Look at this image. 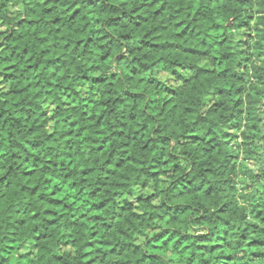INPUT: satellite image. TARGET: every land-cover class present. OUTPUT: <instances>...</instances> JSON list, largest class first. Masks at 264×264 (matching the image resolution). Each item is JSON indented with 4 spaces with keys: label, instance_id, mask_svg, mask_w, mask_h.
<instances>
[{
    "label": "trees",
    "instance_id": "1",
    "mask_svg": "<svg viewBox=\"0 0 264 264\" xmlns=\"http://www.w3.org/2000/svg\"><path fill=\"white\" fill-rule=\"evenodd\" d=\"M261 139L264 0H0V264H264Z\"/></svg>",
    "mask_w": 264,
    "mask_h": 264
},
{
    "label": "rangeland",
    "instance_id": "2",
    "mask_svg": "<svg viewBox=\"0 0 264 264\" xmlns=\"http://www.w3.org/2000/svg\"><path fill=\"white\" fill-rule=\"evenodd\" d=\"M13 10H16V9L13 8ZM246 33L247 32H243L242 31L239 35H240V37L242 39H245L246 38ZM240 46H242V45H240ZM262 58H263V56H262ZM243 65L244 64L242 63V66ZM179 71H180L179 73H182L185 76H188L189 75V71L187 69H181ZM175 73H176V71H172V70L164 67L163 65H159L154 70L153 76L156 77L157 79H160L161 81H163L164 83H166L169 86H175V85H177V84L180 83V81L176 77V74ZM78 93L80 95H87V86L86 85L79 86ZM75 99L76 98L73 97V96H68V97L66 96L63 99V101H64V103L68 104L69 102H72ZM210 99H211V96L210 95L207 96L205 98V101H207L206 103H209ZM232 132H234V131H232ZM260 144L263 145L264 144V140L261 139L260 140ZM241 163L244 164V165H249V166H254L255 165L254 161H249V160H245V159H242L241 160ZM23 250H26V247H23Z\"/></svg>",
    "mask_w": 264,
    "mask_h": 264
}]
</instances>
